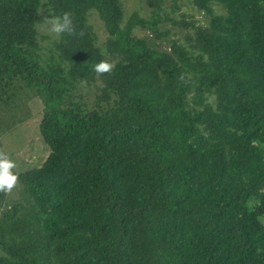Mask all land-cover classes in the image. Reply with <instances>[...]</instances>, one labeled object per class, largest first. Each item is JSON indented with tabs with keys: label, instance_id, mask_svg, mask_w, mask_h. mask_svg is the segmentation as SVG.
Wrapping results in <instances>:
<instances>
[{
	"label": "trees",
	"instance_id": "trees-1",
	"mask_svg": "<svg viewBox=\"0 0 264 264\" xmlns=\"http://www.w3.org/2000/svg\"><path fill=\"white\" fill-rule=\"evenodd\" d=\"M189 1L204 23L164 18L180 41L162 0L127 17L121 0H0V106L32 90L49 148L0 204V264H264V0ZM41 3L72 13L54 49Z\"/></svg>",
	"mask_w": 264,
	"mask_h": 264
},
{
	"label": "rangeland",
	"instance_id": "rangeland-1",
	"mask_svg": "<svg viewBox=\"0 0 264 264\" xmlns=\"http://www.w3.org/2000/svg\"><path fill=\"white\" fill-rule=\"evenodd\" d=\"M162 1L163 10L160 12L162 20L167 15L175 21L184 19L205 22L202 13L198 12L189 0ZM121 2L126 17L135 11L140 16H149V8L144 3V0H121ZM173 5L176 6L175 10L173 9ZM141 7L142 11L139 12ZM38 11L43 12L44 15H48L49 12L43 3H41ZM95 15L97 16L95 12L91 13L89 23L95 32L97 44L101 47L106 39V32L103 23ZM35 18L36 23L43 21V15L36 14ZM36 23L37 44L44 49H54L53 44L58 39V36L50 33L47 26L37 25ZM160 28L163 31H169L170 38L179 39L180 41L183 40L185 29L172 25L168 20L162 21ZM138 34L142 35L143 33L139 31ZM82 94L87 106H93L94 89L92 87H83ZM45 107L42 100L32 90L20 91L10 101L0 106V144L2 146L0 149L4 150L15 161L17 165L15 171L17 174L27 169L40 166L49 153V148L41 140L38 131L40 117ZM17 194L18 188L16 187L11 193L6 194L4 200L0 198L1 206H3L2 202L8 201L7 204L10 203L9 201L14 202L17 199Z\"/></svg>",
	"mask_w": 264,
	"mask_h": 264
},
{
	"label": "clouds",
	"instance_id": "clouds-1",
	"mask_svg": "<svg viewBox=\"0 0 264 264\" xmlns=\"http://www.w3.org/2000/svg\"><path fill=\"white\" fill-rule=\"evenodd\" d=\"M37 14L43 15V21L37 25L47 26L50 33L60 36L62 34L75 35L76 29L72 20L71 12H64L62 15H53L48 12L44 15L38 11ZM83 35V33H80ZM115 65L107 60H101L93 65V71L98 75L109 74L113 71ZM17 165L9 155L0 149V192L11 193L19 183V176L15 169Z\"/></svg>",
	"mask_w": 264,
	"mask_h": 264
}]
</instances>
